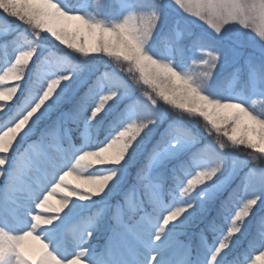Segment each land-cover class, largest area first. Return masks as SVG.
Instances as JSON below:
<instances>
[{
  "label": "snow or ice",
  "instance_id": "obj_1",
  "mask_svg": "<svg viewBox=\"0 0 264 264\" xmlns=\"http://www.w3.org/2000/svg\"><path fill=\"white\" fill-rule=\"evenodd\" d=\"M0 47V264H264V0H0Z\"/></svg>",
  "mask_w": 264,
  "mask_h": 264
},
{
  "label": "rangeland",
  "instance_id": "obj_2",
  "mask_svg": "<svg viewBox=\"0 0 264 264\" xmlns=\"http://www.w3.org/2000/svg\"><path fill=\"white\" fill-rule=\"evenodd\" d=\"M12 54L13 53H12V50L10 48L6 50L3 47H0V62H2L6 57H10ZM67 179L70 181H73V182H75V180H76V178L74 176H69ZM50 199H51L52 203H56L60 199V197L54 196V197H51Z\"/></svg>",
  "mask_w": 264,
  "mask_h": 264
},
{
  "label": "bare ground",
  "instance_id": "obj_3",
  "mask_svg": "<svg viewBox=\"0 0 264 264\" xmlns=\"http://www.w3.org/2000/svg\"><path fill=\"white\" fill-rule=\"evenodd\" d=\"M54 197V196H53Z\"/></svg>",
  "mask_w": 264,
  "mask_h": 264
}]
</instances>
